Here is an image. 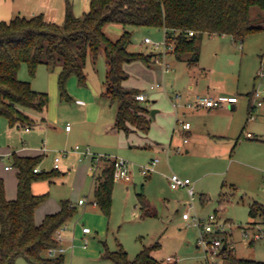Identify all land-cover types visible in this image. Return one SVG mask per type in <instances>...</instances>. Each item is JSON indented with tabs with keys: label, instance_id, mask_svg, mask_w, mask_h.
Masks as SVG:
<instances>
[{
	"label": "rangeland",
	"instance_id": "374dc122",
	"mask_svg": "<svg viewBox=\"0 0 264 264\" xmlns=\"http://www.w3.org/2000/svg\"><path fill=\"white\" fill-rule=\"evenodd\" d=\"M13 1V16L42 13L45 12L42 6L47 7V4L54 5V1L57 2ZM71 2L75 14L82 15L86 0ZM47 9L50 12V8ZM63 20L64 16L63 19L59 18V21L54 18L58 23ZM127 29L132 34L128 44L130 51L157 54L158 51L164 50L163 29L148 25H130ZM105 30L111 38L117 39L124 32V27L118 23H108ZM147 36L151 38L152 43L144 42ZM240 42L237 40L233 43L231 36L206 38L203 41L200 60V64H203L209 73L213 72V79L225 84L228 90L226 94L235 93L240 97L233 112L239 120L238 134L243 125L246 128L245 136L236 145V138L214 139L208 134L207 141L196 146L191 137L190 143L184 144L186 135L177 122V117L184 120L190 118L192 123L195 122L190 114H183L188 109L185 106L178 107L180 113L176 115L173 96L177 91L183 94L181 102L184 103L185 97L191 91V98L197 91L187 85V62L178 61L170 51L166 56V60L172 65L169 71H164L162 65L157 62L150 65L143 60L127 63L129 77L125 81L128 87L147 89L151 83L158 81L164 87L150 90L148 99L141 102L152 109L153 100H158L155 106L160 112L155 116L150 115V130L131 131L128 136L124 132H105L103 129L107 122L114 123L118 109L117 101H103L102 123H81L78 121L80 107L76 101L79 92L69 87L70 78L67 83V91L71 96L69 99L61 95L58 79L57 82L51 81L49 69L41 71L43 69L39 70L38 67L35 76L31 77L27 65H22L19 78L30 80L35 89L47 92L49 103L45 110V119L33 115L36 122L33 125L11 126L7 117H0V177L7 184L8 191L12 188L17 194L18 168L14 165V151L20 154L25 146L27 151L37 153L46 145L45 154L37 164L40 171L45 172L54 170V157L64 153L61 158L64 168L59 169L57 175L51 180L36 179L32 183L34 193H48L47 198L37 207L35 219L36 213L43 212L46 208L60 209L62 200H70L75 204L80 197L87 199L84 205L75 204L76 211L67 220L68 227L64 231L65 260L60 264H115L113 260L103 257L107 248L116 250L121 244L130 257L134 258L145 245L157 241L160 245L152 253L159 260L176 261L177 264H225L221 255L213 256L199 243L201 226L194 220L195 211L200 218H207L216 213L221 221L226 222L227 232L220 237L228 242L229 250L232 249L237 256L264 260V238L253 241L244 235V230L252 221L251 204L255 200L264 204V141L256 140L264 136V121L258 117L264 106H257L253 115H250L248 103L245 104L250 91L258 88L260 83L264 87L260 76L261 70L264 71V30L247 36L243 44ZM106 66L104 52H101L97 59L89 55L87 74L92 69L96 74L102 75L106 72ZM212 67L214 70H210ZM75 78L76 87L86 86L79 82L78 77ZM28 111L33 114L37 112ZM88 114L94 117L95 110L90 109ZM165 114L168 116L163 117ZM162 117L168 123H164ZM67 124L73 127L69 133L66 131ZM26 126L31 127V132L25 131ZM90 129L94 131L88 133ZM248 131H252L255 137L247 139ZM155 142L164 143L165 149L154 144ZM76 145L83 149L90 147L95 155L125 159L130 166V180H115L109 213L93 203L95 172L91 164L89 174L83 178V172L79 171L82 161L78 153L73 151ZM186 148H190V151L187 152ZM156 158L158 161L152 165ZM6 165H11V169L6 168ZM144 169L148 174L143 173ZM172 173L192 180L196 191L193 206L189 204L192 201L186 188L171 187L168 177ZM139 193H144L156 214H144L139 203ZM185 212L189 214V218H184ZM42 215L44 217L46 213L43 212ZM41 220L36 221L40 223ZM258 220L262 221L263 217L258 216ZM83 226L91 228L87 240V236L82 233Z\"/></svg>",
	"mask_w": 264,
	"mask_h": 264
},
{
	"label": "trees",
	"instance_id": "16d2710c",
	"mask_svg": "<svg viewBox=\"0 0 264 264\" xmlns=\"http://www.w3.org/2000/svg\"><path fill=\"white\" fill-rule=\"evenodd\" d=\"M108 23H118L124 32L117 39L105 30ZM264 0H91L90 9L78 16L71 0H66L62 23L49 20L44 13L32 16L16 14L0 21V117H7L11 126L33 125L34 118L28 110L45 112L49 95L33 88L30 80L19 78L23 64L34 77L41 64L60 66L58 82L60 93L71 98L67 83L71 76L80 83L87 81L89 55L97 59L104 52L107 59L105 90L102 95L118 102L115 126L128 135L133 130L148 132L151 128L150 108L137 98L141 89L124 84L129 77L125 64L143 60L156 63L157 54L130 51L132 34L130 25H148L164 28L165 39L173 43L170 51L179 60L197 64L201 55L203 35H230L237 40L264 30ZM194 31V34H190ZM253 106L250 115H253ZM42 155L31 156L14 153L18 168L17 196H6L5 181L0 177V264H60L65 254H48L49 248L60 245L56 232L76 211L70 200H62L58 211L45 215L36 222L37 207L48 193L36 194L32 183L36 179H52L60 171H35ZM115 160L107 157L95 175L94 200L106 213L112 207L115 185ZM139 203L145 215L156 214L144 193H139ZM252 221H264V204L255 200L250 207ZM225 248L220 255L225 264H264V260L241 258L223 238ZM159 242L145 245L134 258L120 244L116 250L106 249L104 258L115 264H177L157 259L152 251Z\"/></svg>",
	"mask_w": 264,
	"mask_h": 264
},
{
	"label": "crops",
	"instance_id": "0c3cea01",
	"mask_svg": "<svg viewBox=\"0 0 264 264\" xmlns=\"http://www.w3.org/2000/svg\"><path fill=\"white\" fill-rule=\"evenodd\" d=\"M65 5H66V0H57V2L54 1V5L53 4H47L46 5L47 7L42 6L43 10L45 11V12H42V13H44L45 17L47 19H49V20L54 21V18H55V19H57L59 21V18L62 17V19H63V16L65 18ZM90 5H91V0H86V4H85V9L84 10L88 11L90 9ZM47 8H50V12H48ZM75 11H76V9H75ZM46 13H47V15L49 17H47ZM76 13L78 14V11ZM13 14H14V1L13 0H0V21L1 20H9V19H11L13 17ZM35 14H37V13L33 12V15H35ZM51 14H53V15H51ZM160 29L164 30V28H160ZM164 32H165V30H164ZM213 36H222L223 37V36H230V35H219V34H208V33H205L203 35V38H202L201 55H200L199 62L197 64H191V63H189V62H187L185 60H179V59H177V60L178 61L187 62V64H188V66H186V67H187L188 72H189L188 73L189 78H186V76H185L186 80L188 81V83H187L188 86L191 85V87H192V89L194 91L202 92V93H205V94H209V95H211V96H213L215 98H221V99L225 100L226 97L232 96V95H237V94H235V93H227L226 94V92H228V90L225 88V84L223 82H220L218 80L213 79V77L211 76L213 72L209 73L208 70L206 69V67L203 64H200V60H202V52H203L202 45H203V41L206 38H210V37H213ZM231 38H232L233 43L237 41V39L233 38L232 36H231ZM240 41H241L240 43L243 44L245 42V39L240 40ZM216 54H217V52H216ZM262 56H264V55H262ZM38 67H39L38 68L39 70L43 69L41 71H44L45 69H49L50 70L51 81L57 82V79L59 77V73L61 71V67L60 66L50 67V66H47L45 64H41ZM43 67H46V68H43ZM181 67H183V66L181 65ZM125 69L126 70L128 69L127 63L125 64ZM171 69H172V65H171ZM49 70H47V71H49ZM210 70H214V67H212ZM106 71H107V66H106ZM22 76L24 77V75H22ZM87 76H88V78H87V81L85 83L86 86L80 87V88L76 87L77 78H75V77H77V76H75V75L71 76L70 80H69V87L72 88L73 90L75 89V90H77V92H79L78 93V99H76L77 104L80 107V113H81L80 114V118L78 116V121L81 122V123H86L87 125H90V124L98 125V124L102 123V120H103V117H104L102 103H103V101H105V99H108V98H106V97H104L102 95V92L105 90L106 72L104 74H102V75H98V74H96L94 72V70L90 69L89 73L87 74ZM261 81H264V77L261 78ZM31 83H32V86H33V82H31ZM156 83H151L150 86L147 89H145V88L141 89V92L147 91L149 93V91L151 89V86L153 84H156ZM124 84L126 85V81L124 82ZM260 86H261V88H264V87H262V83H260ZM33 88H34V86H33ZM157 89H162V88H157ZM163 89H164V87H163ZM35 90L40 91L38 89H35ZM254 90L249 92V94H248L249 96L247 98L248 100L245 101V104L248 103L249 113H250V107H251V104H252L251 102L254 99V97H253V91ZM176 93H178V91ZM191 93H192V91L185 97L184 103L181 102L182 99H180L179 102H177V104H175V101H173V104L175 106V112H176L177 116L180 113L178 107H181V106L187 107L186 106V101L191 98ZM173 98H174V96H173ZM239 101H240V97L238 96V101L237 102H223V104L221 106H218V107H212V108L199 107V108H194V109H189L187 107L188 109H186L183 112V114H185V115L190 114V116H192L194 118V122L195 123H192L191 128H189L187 130L183 129L186 137L189 138V141L188 142L184 141V144L190 143V137H191L192 140L195 142V146H196L197 144L202 143L205 140L207 141L206 134H208L211 137H213L214 139H219V138H234L235 139L236 138V143H235V145H236L245 136L244 131H245V128H246V126L243 125V127L240 130V133L238 134V132H239V127H238L239 120H238V118H236L234 116L233 112L236 109L237 104L239 103ZM157 102H158V100L154 99L153 100V106H151L152 109L156 110L155 114L160 112V109H157V107L155 106ZM261 105L264 106V103H262ZM85 106H86V108L84 109L83 107H85ZM86 109L88 111H86ZM90 109H94L95 110L94 117H90V115L88 114ZM152 109H150V110H152ZM28 113L32 117H35L33 115H36V116H38V118L45 119V112H43V113L35 112L33 114V112H29L28 111ZM116 114H117V109H116ZM150 115H152L151 112H150ZM162 116L163 117H167L168 114H165V115H162ZM203 116H207L208 118L205 119ZM163 117L161 118L162 121L164 123H168L166 120H164ZM201 117H203V119H201ZM258 117L262 121H264V108L261 109V113H259ZM115 119H116V117H115ZM186 120H189V121L192 122V119H190V118L189 119L187 118ZM200 120H201V122H199ZM67 125H66V131H67V133H69V132H71L73 130V127H71L70 129H67ZM200 125H202V126L200 127ZM103 129L105 130V132L111 130V131H114L116 133H120V132L123 133L122 130H119L115 126V120H114V123H113V121L107 122L106 125L103 127ZM173 129L175 130V127ZM25 131L31 132V127L26 126L25 127ZM93 131L94 130L90 129L87 132L88 133L89 132L92 133ZM133 131H135V130H133ZM249 133L251 134V136H248ZM253 137H255V136L252 133V131H248L246 138L247 139H252ZM256 140L264 141V136H262V138L258 137V138H256ZM154 144H156L160 148L165 149V144L162 143V142H155ZM87 148H90V147H87ZM85 149L86 148H84V149L82 148V150H85ZM45 151H46V145L43 147L42 151L39 150V151H37V153H31V151H27V147L23 146L22 151H21L20 154L21 155L37 156V155H44ZM186 151L189 152L190 148H186ZM14 153H17V152L14 151L13 154ZM77 153L79 155V159L82 161V164L80 166V170L79 171L83 172V174H84L83 178L84 177L86 178V175L89 174L90 165L93 162L92 156L91 155H85L82 152H77ZM83 156L85 158H83ZM55 157H54V162H53L54 166H55ZM110 158H113V157H110ZM60 162H61V160H60ZM103 163H104V161H103ZM61 164H62V162L60 163L59 169L64 168V167H62ZM63 166H66V165H63ZM9 169H11V165H10ZM63 173L66 174V172H63ZM93 178H94V188H95V175H94ZM168 179H169V177H168ZM5 188H7V190H6L7 198L13 199V198H15L17 196V194L15 193V191L12 188H11L10 191H8L7 184H5ZM17 191H18V185H17ZM80 198H82V197H80ZM79 199H78V202L75 203V204L84 205V204H80L79 203ZM58 210H59V207H57V209H48V208H46L43 212L48 214L50 212L52 213V212H54V211L56 212ZM43 212H37L36 213V220L40 221L42 218L45 217V216L43 217V215H42ZM39 221H36V222L39 223ZM65 225H67V227H68L67 223ZM64 231H65V229L63 230V236H64ZM82 233L85 236H87L85 238L86 240L89 239L88 234H90L91 232H84V230L82 228ZM63 245H65L64 241H63ZM67 246L69 247L70 244H67ZM64 254H65V252H64ZM19 264H24V263L22 261H19Z\"/></svg>",
	"mask_w": 264,
	"mask_h": 264
},
{
	"label": "built area",
	"instance_id": "2783aa9c",
	"mask_svg": "<svg viewBox=\"0 0 264 264\" xmlns=\"http://www.w3.org/2000/svg\"><path fill=\"white\" fill-rule=\"evenodd\" d=\"M190 34H194V31H190ZM144 42L146 43H152V40L149 36L145 37ZM159 44H157L158 46ZM174 48L173 43H168L166 42L165 39V48L163 51H158L157 55L158 57L156 58V62L161 64L163 67L164 71H169L171 69V63L166 60V56ZM261 78L264 77V71L261 70L260 72ZM157 88H163V85L161 82H157L156 84H153L151 86L150 90H155ZM149 96V93L147 91H143L137 94V98L139 100H147ZM253 111L256 109L257 106L261 105L263 103L264 99V88H261L259 86L253 91ZM183 98V94L181 93H176L174 95V101L175 104L179 102L180 99ZM238 101V96L232 95L226 97L225 100L221 98H215L209 94H203V93H194L193 97L187 100L186 106L189 109H194V108H199V107H207V108H212V107H218L223 104V102H237ZM177 122L182 126V129L187 130L191 128L192 122L189 120H184L182 118L177 117ZM71 126L68 124L67 129H70ZM248 136H251L249 133ZM185 142L189 141L188 137H185L184 139ZM73 151L76 152H82L85 155H91L92 156V170H94L95 175L98 173V171L101 168V164L104 161V158H107V156L104 155H95L92 153L90 148H86L85 150H82V148L79 145H76L73 148ZM64 153L58 154L55 157V168H59L60 166V160L63 157ZM115 160V178H120V179H125V180H130L131 179V174H130V166L128 162L125 159H119V158H112ZM158 159H154L152 161V165L156 164ZM7 168H10V165L6 166ZM35 171H40L38 167L35 168ZM144 174H148V171L146 169L143 170ZM169 182L170 185L173 189L176 188H186L188 193L191 196V201L189 204L190 206H193V200L195 196V188L193 186V182L190 178L186 177L183 178L177 173H172L169 175ZM87 202V199L80 198L79 203L80 204H85ZM93 203L97 205V202L93 200ZM184 218H189L188 213L183 214ZM194 220L195 222L201 226V233H200V240L199 243L203 245L206 249V251L211 252L213 256L220 255V251L222 250L224 246V241L223 238L220 237L223 233H226V222L221 221L216 213L210 214L207 218H200L198 214L195 211L194 215ZM67 227V225H63L60 229L57 230L56 232V238L60 242V245L56 247L49 248L48 254L50 256H56L57 254L64 253L66 248L63 245L64 241V236H63V230ZM251 229V230H250ZM84 232H91V228L89 226H84L83 227ZM244 235L255 241L264 238V221L258 222L256 224L249 225L247 229L244 230ZM169 260L171 259L170 257L168 258Z\"/></svg>",
	"mask_w": 264,
	"mask_h": 264
},
{
	"label": "water",
	"instance_id": "95a60500",
	"mask_svg": "<svg viewBox=\"0 0 264 264\" xmlns=\"http://www.w3.org/2000/svg\"><path fill=\"white\" fill-rule=\"evenodd\" d=\"M155 111H156L155 109H152V110H151V114H152V115H155ZM223 248H225V245L223 246Z\"/></svg>",
	"mask_w": 264,
	"mask_h": 264
}]
</instances>
